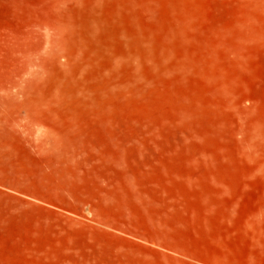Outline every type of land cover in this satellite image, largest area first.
Instances as JSON below:
<instances>
[{
    "label": "rangeland",
    "instance_id": "rangeland-1",
    "mask_svg": "<svg viewBox=\"0 0 264 264\" xmlns=\"http://www.w3.org/2000/svg\"><path fill=\"white\" fill-rule=\"evenodd\" d=\"M0 264H264V0H0Z\"/></svg>",
    "mask_w": 264,
    "mask_h": 264
}]
</instances>
